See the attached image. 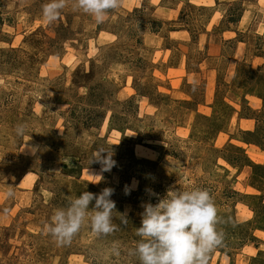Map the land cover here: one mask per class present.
<instances>
[{
  "label": "rangeland",
  "instance_id": "rangeland-1",
  "mask_svg": "<svg viewBox=\"0 0 264 264\" xmlns=\"http://www.w3.org/2000/svg\"><path fill=\"white\" fill-rule=\"evenodd\" d=\"M47 2L0 0V264H140L142 205L192 187L223 232L208 264H264V0H122L101 24ZM104 188L118 230L58 246L54 211Z\"/></svg>",
  "mask_w": 264,
  "mask_h": 264
},
{
  "label": "clouds",
  "instance_id": "clouds-1",
  "mask_svg": "<svg viewBox=\"0 0 264 264\" xmlns=\"http://www.w3.org/2000/svg\"><path fill=\"white\" fill-rule=\"evenodd\" d=\"M69 0H48L42 5L46 22L56 21L60 10ZM122 0H72L74 10L91 15L97 24L104 22L110 10L117 9ZM24 126L18 125L17 135H24ZM103 153H107L102 157ZM92 162L109 171L115 162L110 151L97 150ZM97 177V176H94ZM101 180V177L98 176ZM6 196H14L13 186H5ZM113 189L104 188L98 195L83 191L77 197H68L64 208H57L46 224V231L58 246L71 243L81 227L87 225L96 236H107L118 230L112 223L115 203L110 199ZM95 201L89 209V204ZM141 224L135 229L141 237L129 254L138 258L140 264H208L210 254L223 243V232L217 230L220 223L218 210L209 191L200 187L179 190L169 188L155 205H142ZM6 211V210H5ZM121 222L128 221L125 214H118ZM112 252L119 256V247L114 244Z\"/></svg>",
  "mask_w": 264,
  "mask_h": 264
}]
</instances>
